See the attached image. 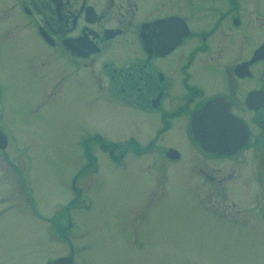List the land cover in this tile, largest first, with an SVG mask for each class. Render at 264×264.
Listing matches in <instances>:
<instances>
[{
  "label": "flooded vegetation",
  "instance_id": "flooded-vegetation-1",
  "mask_svg": "<svg viewBox=\"0 0 264 264\" xmlns=\"http://www.w3.org/2000/svg\"><path fill=\"white\" fill-rule=\"evenodd\" d=\"M12 6L24 21L0 19V29H28L33 48L61 68L63 78L51 80L49 69L40 81L44 100L61 93L81 99L83 90L95 101L153 116L155 135L136 153L151 145L163 162L190 159L195 188L185 199L214 213L208 218L219 229L249 238L254 228L261 240L264 0H12ZM173 130L181 145L164 139ZM95 134L78 139L83 153L98 144L114 163L125 157L118 142ZM75 173L70 185L81 203ZM206 186L205 194L214 193L208 198L201 197ZM48 223L62 230V251L51 252L46 264H86L66 234L69 222Z\"/></svg>",
  "mask_w": 264,
  "mask_h": 264
},
{
  "label": "rangeland",
  "instance_id": "rangeland-1",
  "mask_svg": "<svg viewBox=\"0 0 264 264\" xmlns=\"http://www.w3.org/2000/svg\"><path fill=\"white\" fill-rule=\"evenodd\" d=\"M2 1L0 19L24 21L12 0ZM34 46L28 29H0V128L7 139L0 149V264H46L51 252L61 254L62 230L51 219L69 222L66 234L86 264H264V230L257 240L254 228L249 238L219 229L208 218L214 213L185 199L195 188L190 159L163 162L151 145L136 153L155 135L153 116L83 90L81 99L61 93L44 100L47 71L51 80L63 75ZM93 132L118 142L125 157L114 163L97 143L83 153L78 139ZM180 136L173 130L164 139L181 145ZM78 171L81 203L70 185ZM206 188L201 197L214 194Z\"/></svg>",
  "mask_w": 264,
  "mask_h": 264
},
{
  "label": "water",
  "instance_id": "water-1",
  "mask_svg": "<svg viewBox=\"0 0 264 264\" xmlns=\"http://www.w3.org/2000/svg\"><path fill=\"white\" fill-rule=\"evenodd\" d=\"M5 145H6V139H5V136H4V134L0 131V148H1V149L4 148ZM57 262H58V260H55V261L53 262V264H57Z\"/></svg>",
  "mask_w": 264,
  "mask_h": 264
}]
</instances>
